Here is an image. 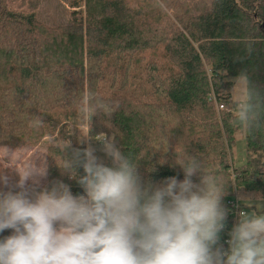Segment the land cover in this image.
Here are the masks:
<instances>
[{"label": "trees", "instance_id": "obj_1", "mask_svg": "<svg viewBox=\"0 0 264 264\" xmlns=\"http://www.w3.org/2000/svg\"><path fill=\"white\" fill-rule=\"evenodd\" d=\"M242 72L255 92L238 101L231 89ZM103 135L115 137L145 184L182 181L181 158L198 156L225 193L227 250L239 220L228 201L264 197V0H0V146L44 149L37 191L59 180L77 195L64 160L90 144L98 153ZM240 138L245 160L236 166ZM98 162L112 166L107 155ZM0 173L10 185L19 180L1 162Z\"/></svg>", "mask_w": 264, "mask_h": 264}, {"label": "clouds", "instance_id": "obj_2", "mask_svg": "<svg viewBox=\"0 0 264 264\" xmlns=\"http://www.w3.org/2000/svg\"><path fill=\"white\" fill-rule=\"evenodd\" d=\"M237 82L255 92L246 73ZM82 111L87 115L88 107ZM250 111L242 121H249ZM95 140L111 157V167L98 162L91 145L64 160L63 171L77 179L83 194L74 195L59 180L37 191L36 177L47 175L43 159L39 166L14 165L19 176L14 185L0 173L9 188L0 191V232L12 230L0 239V264H264V213L240 212L228 249L219 244L225 193L198 156L181 158L182 181L173 176L145 184L138 164L117 147L115 137ZM74 165L84 175L77 178ZM198 174L199 183L193 182Z\"/></svg>", "mask_w": 264, "mask_h": 264}, {"label": "rangeland", "instance_id": "obj_3", "mask_svg": "<svg viewBox=\"0 0 264 264\" xmlns=\"http://www.w3.org/2000/svg\"><path fill=\"white\" fill-rule=\"evenodd\" d=\"M208 73L210 74V70L208 69ZM231 95L234 100L243 101L246 98V89H244L242 84H238L237 77L233 78V86L231 89ZM219 108V107H218ZM223 108V107H222ZM221 109V108H219ZM94 149L96 145L90 144ZM0 162L8 166L10 168H13L14 165L20 163V158L23 159V163L33 161V159L37 158V162L35 164L37 166L40 165L41 159L44 160L45 158V150L39 149L37 147L36 151L39 152V156H36L35 154L25 151L24 153H14L13 155H10L9 149L7 146H0ZM5 148V149H3ZM98 153L94 152L96 156H99L98 159L104 158V151L103 148H98ZM31 151V150H30ZM101 154V156H100ZM104 155V156H103ZM103 156V157H102ZM245 160V150H244V139L240 138L234 147L233 150V162L234 165H241ZM11 163V164H10ZM9 164V165H8ZM47 176V175H46ZM44 185V184H43ZM235 198L238 200V208H245V211L249 213H264V197H262L260 194L256 192H247V193H235ZM242 206V207H241Z\"/></svg>", "mask_w": 264, "mask_h": 264}, {"label": "crops", "instance_id": "obj_4", "mask_svg": "<svg viewBox=\"0 0 264 264\" xmlns=\"http://www.w3.org/2000/svg\"><path fill=\"white\" fill-rule=\"evenodd\" d=\"M8 149H9V153L10 155H13L14 153H24L25 151H29L33 154H35L36 156H39V152L36 151L37 147H29V148H26V147H19V148H12V147H9L7 146ZM1 148V147H0ZM5 149V148H3ZM31 150V151H30ZM23 159L20 158V163L19 164H24L23 162ZM32 161V160H31ZM34 162H37V158L36 159H33ZM44 161L46 162V153H45V158H44ZM27 163V162H26ZM11 164V163H10ZM9 165V164H8ZM36 179L39 181V184L37 185H43L46 183V177H36ZM27 182H33L32 179H29ZM26 182V183H27Z\"/></svg>", "mask_w": 264, "mask_h": 264}, {"label": "built area", "instance_id": "obj_5", "mask_svg": "<svg viewBox=\"0 0 264 264\" xmlns=\"http://www.w3.org/2000/svg\"><path fill=\"white\" fill-rule=\"evenodd\" d=\"M211 98H214V96H211ZM218 107L222 108L223 106L220 104L218 105ZM228 203L231 207V213L234 215L235 218H239V213L244 211V209L241 210L238 208V200L235 198V196L233 199H230Z\"/></svg>", "mask_w": 264, "mask_h": 264}]
</instances>
